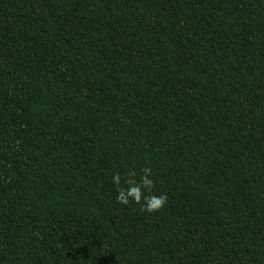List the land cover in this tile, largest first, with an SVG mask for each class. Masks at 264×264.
Returning <instances> with one entry per match:
<instances>
[{
	"label": "trees",
	"instance_id": "trees-1",
	"mask_svg": "<svg viewBox=\"0 0 264 264\" xmlns=\"http://www.w3.org/2000/svg\"><path fill=\"white\" fill-rule=\"evenodd\" d=\"M0 264H264V0H0Z\"/></svg>",
	"mask_w": 264,
	"mask_h": 264
},
{
	"label": "clouds",
	"instance_id": "clouds-1",
	"mask_svg": "<svg viewBox=\"0 0 264 264\" xmlns=\"http://www.w3.org/2000/svg\"><path fill=\"white\" fill-rule=\"evenodd\" d=\"M151 175L150 168L143 169V175L140 177V183L134 181H125L127 187H120L121 177L119 174H114L112 183L117 187L116 200L121 205H128L130 202L139 204L141 210L145 213L151 214L161 209L166 201L167 195H147L142 192L143 189H151L153 182L149 178Z\"/></svg>",
	"mask_w": 264,
	"mask_h": 264
}]
</instances>
